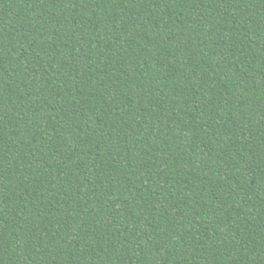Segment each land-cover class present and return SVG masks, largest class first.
Wrapping results in <instances>:
<instances>
[{"label": "trees", "instance_id": "obj_1", "mask_svg": "<svg viewBox=\"0 0 264 264\" xmlns=\"http://www.w3.org/2000/svg\"><path fill=\"white\" fill-rule=\"evenodd\" d=\"M0 264H264V0H0Z\"/></svg>", "mask_w": 264, "mask_h": 264}]
</instances>
